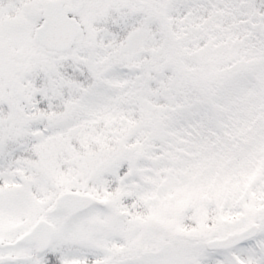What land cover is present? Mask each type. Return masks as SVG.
<instances>
[{"label": "snow or ice", "instance_id": "1", "mask_svg": "<svg viewBox=\"0 0 264 264\" xmlns=\"http://www.w3.org/2000/svg\"><path fill=\"white\" fill-rule=\"evenodd\" d=\"M0 264H264V0H0Z\"/></svg>", "mask_w": 264, "mask_h": 264}]
</instances>
